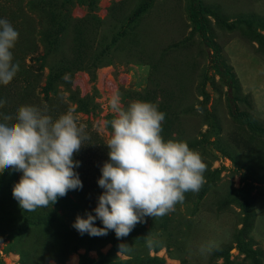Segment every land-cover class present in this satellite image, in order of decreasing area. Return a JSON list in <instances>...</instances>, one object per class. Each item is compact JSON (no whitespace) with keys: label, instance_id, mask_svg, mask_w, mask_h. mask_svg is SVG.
Listing matches in <instances>:
<instances>
[{"label":"rangeland","instance_id":"rangeland-1","mask_svg":"<svg viewBox=\"0 0 264 264\" xmlns=\"http://www.w3.org/2000/svg\"><path fill=\"white\" fill-rule=\"evenodd\" d=\"M0 19L19 34L0 122L26 104L53 119L72 110L90 137L73 156L82 188L52 206L22 210V173L0 171V264H264V0H0ZM117 94L124 108L156 104L162 137L207 165L198 192L119 239L80 234L68 202L95 209L104 191ZM212 237L205 258L197 246Z\"/></svg>","mask_w":264,"mask_h":264},{"label":"clouds","instance_id":"clouds-1","mask_svg":"<svg viewBox=\"0 0 264 264\" xmlns=\"http://www.w3.org/2000/svg\"><path fill=\"white\" fill-rule=\"evenodd\" d=\"M18 31L7 19H0V84H9L19 70L11 51ZM67 80V75L65 76ZM5 101L0 100V107ZM116 117L110 121L112 134L106 141L109 160L101 168L95 215H77L73 227L80 233L116 237L130 234L145 217H163L183 203L185 193L198 192L205 183L207 165L201 155L182 140H165V113L149 101L133 100L126 108L119 95L111 99ZM0 122V171L14 168L22 173L12 195L24 211L53 205L72 189L82 188L73 159L90 139L86 125L78 124L73 111L57 118L35 105H21L15 116L3 115ZM99 218L103 227L94 221ZM157 241L148 237L151 248ZM220 246L216 237L202 241L198 253L207 257ZM120 252L130 251L127 244Z\"/></svg>","mask_w":264,"mask_h":264},{"label":"trees","instance_id":"trees-1","mask_svg":"<svg viewBox=\"0 0 264 264\" xmlns=\"http://www.w3.org/2000/svg\"><path fill=\"white\" fill-rule=\"evenodd\" d=\"M67 195H68V193H67ZM68 202L71 205V207H73L74 209H77L79 211V214H81L83 217H86L88 213L95 215L94 209L90 205H88L87 203H85L83 201L77 202V201L71 200L68 197ZM95 222L99 223L100 219L97 218L95 220ZM137 226L141 229H144V225L141 222L137 223ZM80 264H88V263L81 262Z\"/></svg>","mask_w":264,"mask_h":264}]
</instances>
